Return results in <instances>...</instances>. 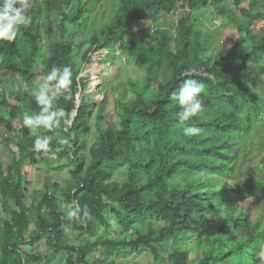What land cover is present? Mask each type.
Listing matches in <instances>:
<instances>
[{
	"label": "trees",
	"instance_id": "trees-1",
	"mask_svg": "<svg viewBox=\"0 0 264 264\" xmlns=\"http://www.w3.org/2000/svg\"><path fill=\"white\" fill-rule=\"evenodd\" d=\"M102 1L34 0L16 38L0 40V70L17 73L10 79L0 76V127L8 131L0 146L11 153L5 160L0 156V264H55L63 251L64 264H115L120 249L150 251L154 264H260L264 232L236 213V196L262 194L264 175L235 187H227L225 179L242 171L238 134H249L254 121L264 125V28L258 33L256 26L264 19V3L117 0L114 18L87 29L95 4ZM205 8L215 22L239 34L225 53L217 48L209 54L214 36L191 20L195 10ZM54 15L58 38L43 46L36 42L42 38L39 22L51 24ZM102 48L109 65H123L122 79L131 93L113 101L116 125L106 118V97L95 105L86 94L76 108L88 88L79 77L83 64ZM66 66L72 73L70 91L56 95L55 81L47 76L54 67ZM185 80L202 85V108L181 124L172 94ZM44 84L59 123L29 128L24 115H38L44 107L30 93ZM186 125L196 127L198 135L185 136ZM38 136L50 138L47 150L34 149ZM27 163L70 168V177L63 184L53 182L51 191H29L23 186ZM28 195L34 196L29 206ZM217 208L223 209L219 216ZM70 210L76 212L71 220ZM112 219L119 237L99 235ZM68 230H79L83 241L71 242ZM44 236L48 256L33 249ZM99 248L103 258L91 262L88 255ZM164 249L169 254L163 255Z\"/></svg>",
	"mask_w": 264,
	"mask_h": 264
},
{
	"label": "rangeland",
	"instance_id": "rangeland-1",
	"mask_svg": "<svg viewBox=\"0 0 264 264\" xmlns=\"http://www.w3.org/2000/svg\"><path fill=\"white\" fill-rule=\"evenodd\" d=\"M116 1L103 0L100 4H95L94 9L87 21V29H98L102 23L107 22L111 18V15L114 18L119 8V2ZM29 2L30 7H32L34 0H29ZM261 2L264 3V0H261ZM191 20L193 21L195 27H197L199 30L214 36L209 54L215 52V49L217 48H219L221 51H224L225 53L239 37V34L235 28L226 27L219 19L218 21L216 20L217 22H215L214 14L208 8L202 9L200 12L195 10ZM39 24L42 28V38L38 39L36 41L37 43L41 42L43 46H46L49 42H54L57 40L58 21L56 15L52 16L51 24H48L43 20H40ZM256 26L259 33V30L264 28V19L258 21ZM49 27L52 29V33L50 35H48L46 32ZM83 36L84 35L82 34L77 37L76 42H80ZM82 51L79 56L82 55ZM106 56L107 51L104 48L88 54V59L90 62H85L83 64V71L80 75L88 83V88L79 94L78 99L88 94L92 102L95 105H99L106 97L108 105L106 118L111 125H116L118 120L112 111L113 101L115 98L128 99L131 96V93L123 81L125 76L123 73V65H109L108 61L105 60ZM135 74L138 75L137 73ZM0 76L2 79H10L12 77H17V73L12 72L11 70L3 69L0 70ZM101 88L102 91H100ZM6 134H8V131L0 127V142H2ZM6 150L7 148L4 145L0 146V156L3 157L2 160L11 158V153ZM11 151H17V147L14 144L11 145ZM237 151V161L238 164L241 165L239 169L242 171L240 173L239 170H236L230 179H225V184L227 187H235L236 185H240L243 181H246L253 176L258 177L264 175V125L260 124L259 121H254L252 124V131L249 134H238ZM244 156L247 157L246 160H243ZM24 169L26 171V181L23 183V186L29 191L37 190L39 193L45 192L46 188L48 191H51L52 188H50V186L53 182L56 181L60 182V184H63L65 180L70 177V168H65L59 171L57 168H46L43 164H41V167H36L27 163ZM201 176L205 177V174L202 173ZM33 197V195H28V199H26V204L28 206L31 205ZM62 206L66 209H69V207L66 206V203ZM222 211V208H217V215L219 216ZM236 213L244 214V216L248 218L250 222H255L258 224L259 231L264 232V192L256 196H236ZM0 215L4 216L1 211ZM31 219L33 221L35 220L33 217ZM112 222L113 219L111 220V224L101 228L98 234L103 236L119 237V233L115 232L116 227ZM33 228L34 224L32 223L30 225V229ZM79 234V230L67 231L70 241L74 242L75 244L83 241V238L80 237ZM120 235L128 236L130 235V232L129 234L121 233ZM33 249L42 256H48L51 253L45 236L34 245ZM101 250L102 249L100 248L98 250L96 249L88 255L91 262H94V259H99V257L103 258ZM169 252L170 251H168V249H164L162 251L163 255L169 254ZM190 254L192 258H196L197 254L193 249L191 250ZM70 255L74 258L73 252ZM65 257V251L62 253L60 252L57 255L55 264H64ZM112 260L115 264H154L153 254L147 250L134 253L129 250L120 249ZM107 263H109V260ZM162 264L168 263L165 261Z\"/></svg>",
	"mask_w": 264,
	"mask_h": 264
},
{
	"label": "clouds",
	"instance_id": "clouds-1",
	"mask_svg": "<svg viewBox=\"0 0 264 264\" xmlns=\"http://www.w3.org/2000/svg\"><path fill=\"white\" fill-rule=\"evenodd\" d=\"M30 8L29 0H0V40L13 41L19 30L20 25L28 23L29 17L26 15ZM49 82L55 81L54 88L56 95H62L70 91L72 84V73L69 67L63 69L54 67L48 74ZM202 91V85L195 80H185L177 92L172 94V99L177 101L181 111L177 113L178 120L181 124L197 116L202 108L199 96ZM50 89L48 84L41 85L39 90H33L31 95L35 96L36 102L43 105L41 112L38 115H27L23 117L24 124L29 128L34 126H43L45 129H50L54 124H58L56 119L57 113L50 111L51 99L49 95ZM67 98V97H65ZM199 130L193 126H184L183 134L188 137L198 135ZM50 138L48 136L37 137L34 142L36 151L47 150L49 147ZM62 144H67L66 140L60 141ZM76 215L75 211L67 212V219L71 220ZM257 258L264 264V242L260 244Z\"/></svg>",
	"mask_w": 264,
	"mask_h": 264
},
{
	"label": "water",
	"instance_id": "water-1",
	"mask_svg": "<svg viewBox=\"0 0 264 264\" xmlns=\"http://www.w3.org/2000/svg\"><path fill=\"white\" fill-rule=\"evenodd\" d=\"M79 77H81V76H79ZM82 98H83V96L80 99L77 100L76 108H78L80 106ZM76 114H77V110H74L73 113H72V119L69 121V124L72 123V121H73L74 117L76 116Z\"/></svg>",
	"mask_w": 264,
	"mask_h": 264
}]
</instances>
